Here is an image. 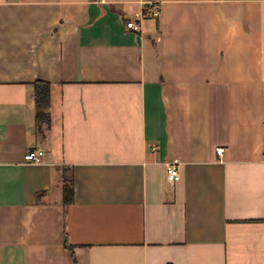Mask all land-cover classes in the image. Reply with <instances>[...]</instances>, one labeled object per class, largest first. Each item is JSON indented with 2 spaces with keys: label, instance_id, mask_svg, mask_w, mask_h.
Returning a JSON list of instances; mask_svg holds the SVG:
<instances>
[{
  "label": "crops",
  "instance_id": "crops-1",
  "mask_svg": "<svg viewBox=\"0 0 264 264\" xmlns=\"http://www.w3.org/2000/svg\"><path fill=\"white\" fill-rule=\"evenodd\" d=\"M0 264H264V0H0Z\"/></svg>",
  "mask_w": 264,
  "mask_h": 264
},
{
  "label": "trees",
  "instance_id": "trees-1",
  "mask_svg": "<svg viewBox=\"0 0 264 264\" xmlns=\"http://www.w3.org/2000/svg\"><path fill=\"white\" fill-rule=\"evenodd\" d=\"M36 98V119L39 123H49L50 114L48 107L50 106V83L46 81H37L35 83ZM73 187L70 179L65 178L64 196L65 200H71Z\"/></svg>",
  "mask_w": 264,
  "mask_h": 264
},
{
  "label": "built area",
  "instance_id": "built-area-1",
  "mask_svg": "<svg viewBox=\"0 0 264 264\" xmlns=\"http://www.w3.org/2000/svg\"><path fill=\"white\" fill-rule=\"evenodd\" d=\"M160 13V7L155 6L152 11L153 16H158ZM127 27L138 29L140 27L137 18H131L127 22ZM223 148H217L218 153H222ZM44 151L41 149H32L26 152L25 160L28 162H38L42 159ZM167 176L170 180L177 181L181 178V173L179 171L178 165L176 163H169L166 167Z\"/></svg>",
  "mask_w": 264,
  "mask_h": 264
}]
</instances>
